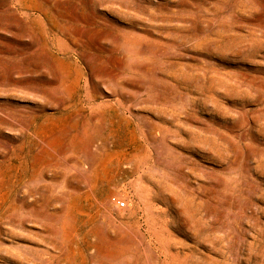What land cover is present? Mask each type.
<instances>
[{
	"label": "rangeland",
	"instance_id": "rangeland-1",
	"mask_svg": "<svg viewBox=\"0 0 264 264\" xmlns=\"http://www.w3.org/2000/svg\"><path fill=\"white\" fill-rule=\"evenodd\" d=\"M0 264H264V0H0Z\"/></svg>",
	"mask_w": 264,
	"mask_h": 264
},
{
	"label": "built area",
	"instance_id": "built-area-1",
	"mask_svg": "<svg viewBox=\"0 0 264 264\" xmlns=\"http://www.w3.org/2000/svg\"><path fill=\"white\" fill-rule=\"evenodd\" d=\"M112 200H113L114 204L116 205V207H117L118 209H124V208H126V204H125V202H123V201H121V200H117V199H115V198H113Z\"/></svg>",
	"mask_w": 264,
	"mask_h": 264
},
{
	"label": "bare ground",
	"instance_id": "bare-ground-1",
	"mask_svg": "<svg viewBox=\"0 0 264 264\" xmlns=\"http://www.w3.org/2000/svg\"><path fill=\"white\" fill-rule=\"evenodd\" d=\"M90 160H92V159H90ZM87 161H89V160H87ZM85 162H86V161H85ZM87 163H88V162H87ZM81 164L84 165V163H82V162H81ZM77 165H78V164H77ZM80 167H81V166H80ZM87 167H88V166H87ZM91 167H92V166H91ZM78 168H79V167H78ZM81 168H82V167H81ZM81 168H79V169L82 170ZM80 170H79V171H80ZM77 171H78V170H77ZM79 171H78V172H79ZM82 171L85 173L84 170H82ZM86 171H88V170H86ZM89 172H90V171H88L87 173H89ZM87 173H86V174H87ZM87 175H88V174H87ZM89 176H90V175H89ZM89 176H88V179H90ZM62 179H63V178H62ZM63 180H64L65 182H67L65 178H64ZM85 182H86V181H85ZM71 183H72V181L68 182V186H69V187H73V186H72L73 183H72V184H71ZM88 188H89V187H88ZM63 192H64V190H63ZM147 195H148V192H147Z\"/></svg>",
	"mask_w": 264,
	"mask_h": 264
}]
</instances>
